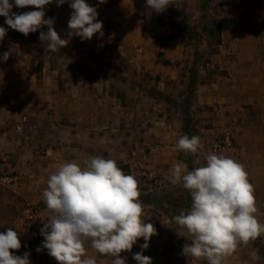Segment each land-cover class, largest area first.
Returning <instances> with one entry per match:
<instances>
[{
    "label": "rangeland",
    "instance_id": "1",
    "mask_svg": "<svg viewBox=\"0 0 264 264\" xmlns=\"http://www.w3.org/2000/svg\"><path fill=\"white\" fill-rule=\"evenodd\" d=\"M244 1L171 0L162 13L147 7L146 0L90 1L94 7L99 5L97 19L103 22L104 36L96 33L82 41L69 34V0L60 6L53 0L45 6V19L54 18L55 30L69 41L57 51L48 50L47 42L39 39L46 25L25 36L0 16V26L8 29L0 41V86L8 92L3 95L10 97V86L17 85L16 111L23 109L26 96L41 93L43 97L39 113L29 111L31 119H16L21 143L0 158V166L10 164L0 168V178L14 177L11 182L0 179V232L11 227L19 233L21 248L12 250L15 255L28 252L35 262L23 209L37 212L41 228L49 222L52 212L42 193L59 165L75 157L69 154L75 143L91 149L79 161L111 158L139 181V199L145 216L151 218L146 222L154 223L157 233L147 249H141L144 240L139 238L131 251L122 252L126 264H137L133 254L141 251L152 258V264H208L204 258L182 252L193 236L173 217L190 209L191 193L182 181L173 185L168 178L175 164H186L184 151L177 147L183 135H198L203 144L197 153H188L187 171L204 166L208 152H214L213 145L227 134L230 145L214 153L235 159V130L227 118L242 92L232 87L235 81L230 79L225 56L235 41L222 42L221 21L230 4ZM31 10L38 9L13 7L12 12ZM260 14L261 10L254 11L239 26L243 32L259 33L252 40L245 38L251 43L245 49L255 52L264 49L263 27L249 22ZM5 51L10 54L7 61L3 60ZM26 80H32L34 88L20 85ZM254 187L256 215L264 223V185ZM91 256L96 259L97 252ZM225 264H264V234L240 244Z\"/></svg>",
    "mask_w": 264,
    "mask_h": 264
},
{
    "label": "clouds",
    "instance_id": "2",
    "mask_svg": "<svg viewBox=\"0 0 264 264\" xmlns=\"http://www.w3.org/2000/svg\"><path fill=\"white\" fill-rule=\"evenodd\" d=\"M53 0H0V16L13 30L27 36L43 26L39 39L47 42L50 51L60 50L68 44L54 28V18L45 19V6ZM57 6L65 0H55ZM106 0H99L105 3ZM171 0H146V6L157 13L164 12ZM35 9L22 13L12 12L13 7ZM90 6L86 0H69L73 10L68 21L69 34L88 40L94 34L104 36L103 22L97 19L98 8ZM8 29L0 26V41ZM9 52L3 53L7 61ZM63 60L64 58L61 57ZM69 60V58H68ZM70 61V60H69ZM177 147L186 154H195L203 148L198 135H183ZM175 185L183 182V187L191 193V207L181 210L173 220L187 229L193 236L191 243H185L184 255L204 258L208 264H225L240 244L264 234V223L256 213L255 187L249 181L244 165L230 156L209 151L206 164L187 171L183 162L173 166L168 178ZM44 202L52 215L44 223L40 234L42 245L58 264H97L95 257L88 256L86 241L98 253L113 258L112 264H126L121 257L124 251H131L139 238L147 249L150 238L157 233L151 218L145 216L139 181L126 174L114 159L93 156L81 167L77 162H64L49 176L47 187L42 193ZM21 248L19 233L13 228L0 232V264H30V253L15 255L12 250ZM133 259L137 264H152V258L136 252Z\"/></svg>",
    "mask_w": 264,
    "mask_h": 264
},
{
    "label": "crops",
    "instance_id": "3",
    "mask_svg": "<svg viewBox=\"0 0 264 264\" xmlns=\"http://www.w3.org/2000/svg\"><path fill=\"white\" fill-rule=\"evenodd\" d=\"M90 1L99 2V0H88L87 3L89 2L88 4L90 6H92ZM244 2L245 3L237 2L230 4L227 8L229 11L226 12L221 21L222 42L224 43L228 40L235 41V46L229 48L226 54L227 56H225L227 58V66L231 71L230 79L235 81V85H232V87L240 89V92H242L241 95L236 97L237 101L231 105V109H234V112L229 114L230 116L227 119L232 120L231 126L235 130V160L244 165L249 174V181L253 185H264V49L262 48L257 52L245 49V47L248 48L251 45V43L245 41L246 37V39H251L250 37L254 39L255 36L259 37L260 35L251 30L243 32V29L239 27L243 23L242 21L245 17L251 16L256 10H261L262 14L259 16L255 15V17L253 15L249 23L251 25L258 24L262 26L264 30V3L255 1L251 3L250 0ZM67 8L71 9L69 5H67ZM70 11L73 10L71 9ZM263 30H260V32L262 31L261 39L264 42ZM20 85L26 89L34 88L32 80H26ZM11 86L10 89H12V92L9 93L10 97L3 95V93L8 92H3V90H1L2 86H0L1 159L5 158V154L14 151L16 146L21 143V137L17 136V128L19 125L15 122L16 119L20 117L23 119H31L30 113L33 112V110L39 113L38 106L43 99L41 93H37L36 97L26 96V101L22 100L25 101L23 102L25 106L21 107L23 108L21 110H27L28 112L23 114L20 108L17 111L14 109V106L18 105L19 100L14 98V90L15 87L17 88V85L12 84ZM35 105H37V108L32 109ZM37 121L40 120L38 119ZM58 151L59 150L56 152ZM69 152L71 156H75L73 159H70V162H77L83 167L84 161H79V156L82 153L88 155V153H91V149L86 146L80 148L78 144L74 143L69 147ZM8 165L10 164H1L0 168L8 167ZM250 177H252L251 180ZM85 247L88 256H91V252L96 251L91 247L90 239L86 241ZM97 255V264H112V257L98 252ZM29 260L30 264H38L32 262L31 258H29Z\"/></svg>",
    "mask_w": 264,
    "mask_h": 264
},
{
    "label": "built area",
    "instance_id": "4",
    "mask_svg": "<svg viewBox=\"0 0 264 264\" xmlns=\"http://www.w3.org/2000/svg\"><path fill=\"white\" fill-rule=\"evenodd\" d=\"M230 140L228 134L224 137V140L221 143L216 142L213 145L214 152L220 151L222 148L229 146ZM2 182H11L14 180V177L5 175L0 178ZM24 219H25V233L27 236L28 243L30 245V252L32 258L38 264H58L55 258L51 257L47 249L41 248V251L37 252V247L42 245L44 237L40 234V224L38 221V214L32 208L23 209Z\"/></svg>",
    "mask_w": 264,
    "mask_h": 264
},
{
    "label": "trees",
    "instance_id": "5",
    "mask_svg": "<svg viewBox=\"0 0 264 264\" xmlns=\"http://www.w3.org/2000/svg\"><path fill=\"white\" fill-rule=\"evenodd\" d=\"M185 126H187V123H185ZM184 153V161H185V163L187 164V166H188V168L190 167L189 165H188V162H187V160H186V158H187V155H188V153L186 154L185 152H183ZM190 169V168H189Z\"/></svg>",
    "mask_w": 264,
    "mask_h": 264
}]
</instances>
